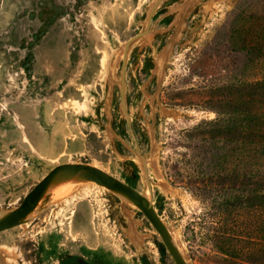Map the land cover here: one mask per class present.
Listing matches in <instances>:
<instances>
[{
    "label": "rangeland",
    "instance_id": "rangeland-1",
    "mask_svg": "<svg viewBox=\"0 0 264 264\" xmlns=\"http://www.w3.org/2000/svg\"><path fill=\"white\" fill-rule=\"evenodd\" d=\"M155 2L0 0V211L92 164L189 264H264V0H159L145 26ZM75 188L0 232V264H175L139 208Z\"/></svg>",
    "mask_w": 264,
    "mask_h": 264
},
{
    "label": "water",
    "instance_id": "water-1",
    "mask_svg": "<svg viewBox=\"0 0 264 264\" xmlns=\"http://www.w3.org/2000/svg\"><path fill=\"white\" fill-rule=\"evenodd\" d=\"M135 40L127 44V53ZM127 53L124 56L126 60ZM144 162L145 159H143ZM145 165V164H144ZM66 178L72 183H95L139 208L160 236L175 264H189L175 234L161 218L148 193H141L102 168L85 163H66L54 167L27 195L23 203L12 210L0 211V232L25 225L35 219L52 202L57 182Z\"/></svg>",
    "mask_w": 264,
    "mask_h": 264
},
{
    "label": "bare ground",
    "instance_id": "bare-ground-1",
    "mask_svg": "<svg viewBox=\"0 0 264 264\" xmlns=\"http://www.w3.org/2000/svg\"><path fill=\"white\" fill-rule=\"evenodd\" d=\"M158 1L159 0H157V2H155L154 4H153V8L151 9V11H150V13H149V17L147 18V21H146V25L145 26H147V24L148 23H150V21H151V16H152V14H153V10L155 9V7L157 6V3H158ZM186 1V0H185ZM155 11V10H154ZM147 34H150V33H148V30L146 29L142 34H141V36L139 35V36H137L136 38H134V39H132V40H135V42L133 43V45L140 39V38H143V37H146V35ZM152 34V33H151ZM146 39V38H145ZM141 42V41H140ZM149 42V41H148ZM128 44V43H127ZM127 44H125V46H123L124 48H125V52H127ZM132 45V46H133ZM131 46V47H132ZM131 47H130V49H131ZM130 49H129V51H130ZM128 51V52H129ZM77 185H79V184H75V183H72V182H70L69 180H67L66 178H63V179H61V180H59L58 182H57V184H56V186H55V188H54V190H53V196H52V201H55V199H57V198H60V197H62L64 194H66V193H70L75 187H77ZM76 189V188H75Z\"/></svg>",
    "mask_w": 264,
    "mask_h": 264
},
{
    "label": "trees",
    "instance_id": "trees-1",
    "mask_svg": "<svg viewBox=\"0 0 264 264\" xmlns=\"http://www.w3.org/2000/svg\"><path fill=\"white\" fill-rule=\"evenodd\" d=\"M216 125H217V122H215V123L214 122L213 123H205V124L201 125L199 128H203V127H205V128L209 127L210 128V127H215Z\"/></svg>",
    "mask_w": 264,
    "mask_h": 264
}]
</instances>
